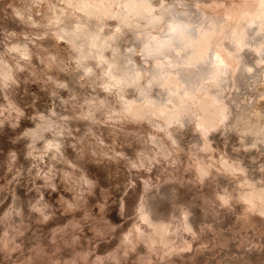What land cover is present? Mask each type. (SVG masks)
Wrapping results in <instances>:
<instances>
[{
	"label": "rangeland",
	"instance_id": "rangeland-1",
	"mask_svg": "<svg viewBox=\"0 0 264 264\" xmlns=\"http://www.w3.org/2000/svg\"><path fill=\"white\" fill-rule=\"evenodd\" d=\"M34 2L0 0V58L24 66L8 87L0 77V264H264V214L239 197L245 177L216 162L240 163L264 184V155L221 130L204 151L191 127L161 156L149 124L88 118L81 101L99 88L48 18L63 0ZM31 40L28 61L10 49ZM203 159L216 165L206 178ZM151 219L168 231L153 245Z\"/></svg>",
	"mask_w": 264,
	"mask_h": 264
},
{
	"label": "bare ground",
	"instance_id": "bare-ground-1",
	"mask_svg": "<svg viewBox=\"0 0 264 264\" xmlns=\"http://www.w3.org/2000/svg\"><path fill=\"white\" fill-rule=\"evenodd\" d=\"M35 2L34 9L41 7ZM48 18L99 88L81 101L88 118L149 124L155 133L148 140L161 156L178 149L180 130L191 127L201 133L204 151L213 152L211 135L221 130L264 155V0H63ZM34 42L10 49L28 61ZM23 67L0 58L1 81L8 87ZM66 128L62 124L57 135ZM48 144L52 152L63 151L62 141ZM216 162L226 174L245 177L239 197L264 214V184L252 181L240 163ZM197 165L205 178L216 167L204 159ZM149 223L146 242L166 240L165 225Z\"/></svg>",
	"mask_w": 264,
	"mask_h": 264
}]
</instances>
